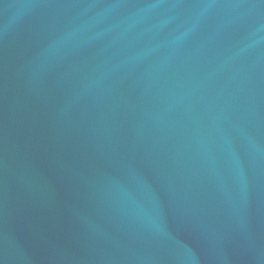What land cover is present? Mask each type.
Returning <instances> with one entry per match:
<instances>
[{
  "label": "water",
  "instance_id": "95a60500",
  "mask_svg": "<svg viewBox=\"0 0 264 264\" xmlns=\"http://www.w3.org/2000/svg\"><path fill=\"white\" fill-rule=\"evenodd\" d=\"M0 264H264V0H0Z\"/></svg>",
  "mask_w": 264,
  "mask_h": 264
}]
</instances>
